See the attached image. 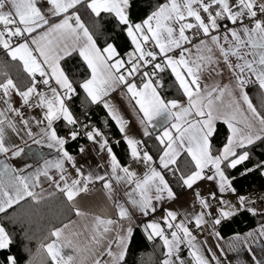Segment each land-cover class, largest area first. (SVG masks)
Masks as SVG:
<instances>
[{"label":"snow or ice","instance_id":"6c2138e0","mask_svg":"<svg viewBox=\"0 0 264 264\" xmlns=\"http://www.w3.org/2000/svg\"><path fill=\"white\" fill-rule=\"evenodd\" d=\"M129 9L130 0H0V50L22 68L29 80L21 88L6 71L0 70V214H4L0 216V250H8L13 244L3 221L13 227L19 225L24 238L31 239L24 221L8 213L29 198L35 204L41 202V195L35 191L40 187L41 176L55 184L78 217L85 213L73 202L96 181L104 182L109 199L115 191L113 181L123 184L127 204L148 216L157 210L154 201L176 198L163 170L173 176L179 172L178 182L184 188L192 189L198 181L207 179L217 182L221 194H235L226 169H235L248 160L249 153L244 149L256 141H264V115L252 104L246 91L253 84L264 93V0H163L141 22L130 19ZM102 14L114 17L130 39L133 49L127 53V59L107 39L103 48L99 46L105 32ZM73 53L86 66L87 75L79 82L69 74L75 70L62 65ZM221 64L234 78V87L225 84L209 89L202 76L205 72L222 75ZM169 70L179 98L165 99L158 90L163 88L161 74ZM120 85L138 107L145 136L150 135L148 126H154V121L163 127L162 133L155 137L160 153L158 167L153 166L156 161L143 146L144 142L127 135L128 122L105 99ZM77 87L91 104H102L107 109L124 134L130 159L146 167L142 177L130 165H121L107 138L95 127L84 135L107 153L110 173L85 174L76 167L75 158L64 146L68 138L75 140L80 131L70 129L65 138L57 134L53 125L61 119L72 126L79 123L66 103L76 95ZM236 91L252 115L251 120L242 124L234 115L221 113L217 105L225 94L236 102ZM13 95L20 98L19 107L14 106ZM25 108L40 109L39 118H29ZM217 120H223L228 128L221 148L212 142ZM33 144L54 148L58 158L44 159L43 166L36 168L26 162L20 165L7 162L31 153ZM80 151L84 149L81 147ZM33 155L42 157L39 152ZM182 155L188 158L187 172L177 166ZM65 162L75 168L76 178L64 174ZM255 167L264 168V163ZM52 169L60 173L58 180L50 175ZM254 170L246 169L244 174ZM206 171L211 174L206 175ZM196 196L201 211L193 217L178 220L175 211L165 209L166 214L160 220L143 226L149 241L158 238L162 242L164 258L160 264H186L180 255L182 245L189 249L187 264H220L212 249L204 248L206 241L198 240L189 224L195 229L207 225L214 237L223 239L217 230L223 221L241 211L264 216V212L247 205L245 196H238L236 204L221 198L215 214L208 200L198 192ZM212 198L216 199L215 193ZM115 207L120 221H131L132 214L125 204L115 201ZM113 225L117 227L114 229ZM68 228L69 224L51 228L35 252L25 244L24 250L29 253L25 264H37V257L39 264H86L83 250L75 243L84 233L69 234ZM113 231L115 237L108 240L99 254L92 247L87 249L94 257L92 264H123L133 234L131 224L125 227L111 218L96 216L89 244L101 245L106 234ZM234 238L242 243L257 242L264 238V223L243 235L237 233ZM65 249L73 251L66 254ZM104 255L110 260L103 261ZM6 264H18L16 256H7Z\"/></svg>","mask_w":264,"mask_h":264},{"label":"crops","instance_id":"0c3cea01","mask_svg":"<svg viewBox=\"0 0 264 264\" xmlns=\"http://www.w3.org/2000/svg\"><path fill=\"white\" fill-rule=\"evenodd\" d=\"M176 54L178 55V52ZM220 68L223 69L222 75H216L215 73L212 72H205L203 74L202 82L203 84L207 85L209 89L216 86L222 87L225 84H232L234 87L233 84L234 78L228 72L227 68L223 64L220 65ZM139 83L140 81L137 80V84ZM28 84L25 85L27 86ZM25 85L21 88L26 87ZM252 86L253 84H249L246 87V91L248 95L250 92V88ZM42 91H46V89H43ZM235 97H236V102L239 103V108H237V103L233 102L232 98L229 97L227 94H225L222 102L220 101L217 102L218 110L221 113L234 115L236 121L240 122L241 124L243 122H246V120H251L252 115L248 111L247 105L243 102L242 99H240V93L238 91L235 92ZM105 99L112 106H114V108L118 110L119 114L124 118V120L128 122L126 125L127 135L135 138L136 140L151 143V141L147 139L149 135L148 136L144 135V126L141 125L139 122V117L141 114L138 112V107L135 106V102L133 100H130L129 95L127 94V90L122 85L116 86L115 90L111 91L110 94L107 97H105ZM13 103L14 106L19 107L21 103L20 98L16 95H13ZM66 103L70 109L68 101H66ZM97 105H101L103 107L102 104H97ZM105 110L108 113L107 109ZM24 111L29 118L31 116H37L39 118L40 116V109H24ZM70 111L72 112L71 109ZM72 114L74 115L73 112ZM113 122L115 123V121ZM218 122L224 123L223 120H217L215 123V129ZM58 124L63 125L62 130L60 132L58 131V127H57ZM115 125L118 128V125L116 123ZM153 125L154 126L152 125L148 126V132L150 133V135L153 134L154 137H156L157 135L162 133L163 127L157 121H154ZM53 126L56 129L57 134L59 136L68 138L69 131H67V129L68 127H72V125H68L66 121L61 119L59 121L54 122ZM256 127L259 128L258 123L256 124ZM36 130L37 129H35L34 127V131ZM120 135L121 138L124 140V134L120 132ZM69 141H71L70 138H68V142ZM29 143L31 144V142ZM67 143L65 144L64 147L68 151ZM108 144L109 146H111L113 153L116 155L110 141H108ZM156 144L158 148L157 141ZM82 148L84 149V151L81 152L80 151L81 147H80L75 155L70 154V152L68 151L69 154L75 158L76 167L81 168V171L84 172L85 174H88L89 172L99 175L110 173L109 157L105 151L100 149L98 144L93 143V146L83 145ZM145 148L153 156L154 161H156V164H154L153 166L158 167V160L160 154L159 148L157 152L153 150L152 145L150 147H145ZM31 149L32 152L29 153L28 155L7 162L12 163L14 165H20L26 162L28 164H31L33 168H36L43 166L44 159L55 160L58 158L59 155L54 148L49 149L46 146L33 144L31 145ZM244 150L248 151L249 153L248 159L252 161L253 168H256L255 166L257 164L264 163V141H256L253 145L248 146ZM37 152L41 153L42 157L33 155L34 153ZM116 157L119 160L117 155ZM119 162L121 163V165H125V166L130 165L131 169L134 170L137 173V175L140 177H142L144 173L147 171L146 167L143 164L135 163L132 160L128 161L126 164H122L120 160ZM64 167L67 170L64 173L66 176H68L69 178H76V170L75 168L72 167L70 163L65 162ZM256 169L259 171L260 175L264 178V174H262L264 173V168H256ZM229 170L231 169L230 168L226 169V175L229 177L232 187L235 189V194L232 193L221 194L219 192L217 182L209 181L207 179H202L198 181L195 185H193L192 189H187L182 187L181 189L183 190L181 191L180 194L176 195V198L174 200L164 199L159 202L154 201L157 210L155 213L150 214L148 216L142 215L139 211L132 208L131 205L127 204V197L125 196L126 188L123 184H116V182L113 181V188L115 191L112 193V198L109 199V194L107 190L104 189L103 187L104 182L96 181L94 183L89 184L88 186V188L94 186V191L92 193H89L87 190V192H83L75 198V201L73 203L76 205L77 208L83 211L85 215L78 217L75 214V216L71 220L64 223V224H69V228L66 231L69 234H71L72 232L84 233V235L80 236L78 239L75 240V243L79 246L80 249L83 250L82 257L86 258V264H92V260L94 257H92L89 254L87 249L89 247H92L97 252V254H99V252L103 250V247H106L108 240L113 239L116 234L115 231L106 234L107 238L104 241H102L101 245H90L89 237L96 216H100L102 218H111L114 221H118L119 224H123L125 227L131 224L133 227V231L136 228H141L144 231L143 226L150 221L160 220V218L166 214L165 209L175 211L178 215V220H184L186 216L191 218L195 213L200 212L201 208L196 196L197 192L200 194L201 198H204L211 203L212 205L211 211L213 214H215L217 212L219 206V200L221 198H223V200L225 201H230L232 204H236L238 196H245L246 193L251 192V191H247V189L244 190L239 189L233 183L232 178L229 175L230 174ZM163 174L167 179L166 170H163ZM207 174H211V173H208L206 171V175ZM50 175H52L55 179L58 180L60 173L56 169H52L50 170ZM170 186L174 191L175 188L171 184ZM35 191L39 193L41 197H44L46 195L53 193L54 191H57V189L55 184L52 183V181H49L45 179L43 176H41L40 187H37ZM212 193L216 194V199L212 198ZM115 201H119L120 203L125 204V206L129 208L132 214L131 221L119 220V217L117 215V209L115 207ZM213 201H215V203H213ZM237 207H239V205H237ZM244 213L251 215L247 211H241L238 215H242ZM235 216L223 221L221 225L217 226V230L221 233L223 239H217L211 234V230H208V232L204 236L197 237L198 240H200L201 242L206 241V244H204V248L205 249L211 248L212 252L216 254L217 259L220 261V264H257V261L261 262V264H264V238H261L257 242H247V243H242L240 241L235 240L234 238L235 234L237 233L243 235L249 232L250 230H254L258 228L261 223H264V220H261L255 225L253 224L246 228H243L242 230H236L233 228L232 225L234 220H236ZM85 226H87V231H85ZM116 227L117 225H113L114 229ZM181 248L182 251L180 255L186 261L187 264V262L190 260L189 249L184 245H182ZM72 251H73L72 249H65L66 254H70L72 253ZM206 254L211 255V253H206ZM163 258L164 257L162 253V259ZM102 259L103 261L110 260V258L107 255H104Z\"/></svg>","mask_w":264,"mask_h":264},{"label":"trees","instance_id":"16d2710c","mask_svg":"<svg viewBox=\"0 0 264 264\" xmlns=\"http://www.w3.org/2000/svg\"><path fill=\"white\" fill-rule=\"evenodd\" d=\"M162 2L163 0H130V19L133 22H141ZM102 15L104 17L103 27L105 32L98 41L99 46L103 48L104 40L107 39L109 43H112L117 48L120 56L127 59V53L133 49L130 39L122 30V26L118 25L114 17L108 14ZM89 26H92L91 22H89ZM62 65L65 69L75 70L69 74L74 76L77 82L87 75L86 66L82 64L81 59L76 53H73L72 57L66 58V60L62 62ZM0 70L6 71L20 87L29 83L22 68L16 62H12L10 58L6 57L2 50H0ZM161 77L163 83V88L159 89L161 95L165 99L179 98L180 94L174 82V76L171 74L170 70L162 73ZM0 79H2V77H0ZM249 95L254 106L264 115V93L259 90L257 85H253L250 88ZM68 104L74 115L82 119L84 124L87 123L90 127L95 125L100 126L103 137L111 142L122 164H126L131 160L128 146L121 138L119 129L101 105L91 104L83 90L79 87L76 88V95L68 101ZM57 127L60 132L63 125L58 124ZM72 127H68L67 131L72 129ZM227 134V126L222 122H218L216 134L212 138V142L216 148L222 147ZM147 139L151 141L153 150L157 152L158 148L154 135H149ZM82 146L83 139L80 136L67 143L68 151L72 155H75ZM187 159L186 156L182 155L177 161V166L184 172L189 170ZM251 168L253 169V164L252 161L248 159L235 169L229 170V175L233 183L241 190L247 189V191L264 192V178L256 168H254V171L244 174L246 169ZM166 173L174 180L172 186L175 189H181L182 186L178 182L180 173L178 172L176 176H173L168 170H166ZM182 190L183 189H181V191ZM8 214H14L24 221V229L27 230V235L31 237V239L27 240L24 238V230L19 225L13 227L8 224L7 221H3L13 238V244L8 250H0V264H6V258L9 255L16 256L18 264H25L26 260L29 258V253L24 250L25 244H27L32 252H35L38 244L43 240L47 232L51 228L60 227L71 220L75 216V211L62 193L54 191L42 197L39 204L33 203L30 198L22 201L21 204L15 206L14 209H9ZM3 215L4 214H0V216ZM235 219L236 220L232 223L233 228L242 230L243 228L253 224L255 225L261 220H264V216H251L244 213L235 216ZM162 253V242L158 238L149 241L145 232L141 228H136L130 239L123 264H160ZM37 264H39V257H37Z\"/></svg>","mask_w":264,"mask_h":264},{"label":"built area","instance_id":"2783aa9c","mask_svg":"<svg viewBox=\"0 0 264 264\" xmlns=\"http://www.w3.org/2000/svg\"><path fill=\"white\" fill-rule=\"evenodd\" d=\"M40 89L43 90L44 89L43 86H40ZM25 109H27V108H25ZM73 116L77 118L79 123L77 125L73 126L72 129L75 128L76 130L80 131L81 134L79 136L83 139V145L93 146V142L88 140L87 137L84 135V133L86 131L91 130L93 127L97 128L101 131L100 126L95 125L93 127H90V126H88L87 123L84 124L83 120L78 118L76 115H73ZM85 125H87V128L84 127ZM143 146L144 147H150L151 143L150 142H144ZM166 177L168 179V182L171 185H173L174 180L169 176L168 173H166ZM93 191H94V186H91L88 188L89 193H92ZM174 192L176 195H178L181 193V190L175 189ZM245 197H246V203L249 207H255L256 209L264 212V192L251 191V192L247 193L245 195ZM213 203H215V201H213ZM190 228H192L194 234L197 237H202L208 232V230H211L207 225H205L203 227V229H195L193 227V225L190 224Z\"/></svg>","mask_w":264,"mask_h":264},{"label":"bare ground","instance_id":"6f19581e","mask_svg":"<svg viewBox=\"0 0 264 264\" xmlns=\"http://www.w3.org/2000/svg\"><path fill=\"white\" fill-rule=\"evenodd\" d=\"M248 193H249V192H248ZM246 194H247V193H246ZM246 194H245V195H246Z\"/></svg>","mask_w":264,"mask_h":264}]
</instances>
